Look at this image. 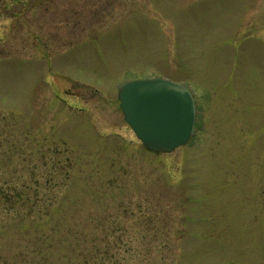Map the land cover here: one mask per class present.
<instances>
[{
    "label": "rangeland",
    "instance_id": "1",
    "mask_svg": "<svg viewBox=\"0 0 264 264\" xmlns=\"http://www.w3.org/2000/svg\"><path fill=\"white\" fill-rule=\"evenodd\" d=\"M158 77L171 153L117 99ZM0 264H264V0H0Z\"/></svg>",
    "mask_w": 264,
    "mask_h": 264
},
{
    "label": "water",
    "instance_id": "2",
    "mask_svg": "<svg viewBox=\"0 0 264 264\" xmlns=\"http://www.w3.org/2000/svg\"><path fill=\"white\" fill-rule=\"evenodd\" d=\"M124 120L151 151L173 152L192 133L194 104L183 86L165 80L125 84L118 94Z\"/></svg>",
    "mask_w": 264,
    "mask_h": 264
},
{
    "label": "trees",
    "instance_id": "3",
    "mask_svg": "<svg viewBox=\"0 0 264 264\" xmlns=\"http://www.w3.org/2000/svg\"><path fill=\"white\" fill-rule=\"evenodd\" d=\"M45 201H46V202H44L45 203V205H44L45 207L42 210H45V213H46V212H49V209L47 207H50V204H49L50 200L49 199H46ZM8 203H10V202H8ZM21 205L22 204H17V205L14 206V203H11L10 204L9 210H11L10 211L11 212L10 213V216L11 217H15L16 218V215H18L17 213L20 211V209L22 210V208H23V207L21 208ZM39 211L40 210H38V213L36 215L39 220H41L42 222L43 221L44 222H48V219L49 218L51 219V216H49V213L48 214H45V216H44V215H41V213H39ZM43 219H46V220H43ZM148 256H149V254H148Z\"/></svg>",
    "mask_w": 264,
    "mask_h": 264
}]
</instances>
